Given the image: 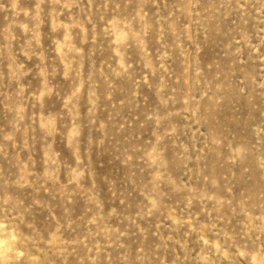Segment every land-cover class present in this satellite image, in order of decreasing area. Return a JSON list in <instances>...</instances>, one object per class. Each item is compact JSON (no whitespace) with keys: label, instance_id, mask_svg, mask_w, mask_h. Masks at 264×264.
<instances>
[{"label":"rangeland","instance_id":"374dc122","mask_svg":"<svg viewBox=\"0 0 264 264\" xmlns=\"http://www.w3.org/2000/svg\"><path fill=\"white\" fill-rule=\"evenodd\" d=\"M64 2L67 0H0V184L21 176L33 182L32 187L15 191L26 203L41 201L32 212L37 222L45 226L50 219L49 209L57 215L64 211V204L46 175L55 169L63 182L79 154L94 173L95 190L104 210H117L118 215L110 223L127 232L122 240L129 248L141 243L150 246L159 242L160 236L168 235L187 238L192 246H197L194 234L185 236L189 228L187 223H181L184 220L196 225L215 224L216 228L208 233L210 239L215 238L213 232L221 229L240 232L243 217L238 210L233 213L227 205L211 210L212 202L199 200L188 205L185 194L173 191L168 184L157 189L162 194L161 208L146 214L142 193L150 185L148 170L140 159L142 153L136 152L137 159L131 165L122 162V153L133 144L134 137H140L135 141L137 147L151 139V122L144 121V113L160 108L156 96L160 73L147 74L145 60L153 65L163 63L170 74L182 67L176 35L166 23H156L157 15H165L166 6L175 0H71L70 8L62 7ZM106 3L108 15L124 18H131L142 5L151 24L139 43L129 39L121 48L124 62L131 66L123 75L112 72L114 48L103 32L99 15ZM89 12L91 23L86 20ZM239 25L237 17H229L220 22L218 31L213 29L198 37L201 62L218 65L225 73L234 71V79L240 69L253 71L259 66L257 58L249 56L248 47L235 43L225 47L234 37L239 38ZM133 26L139 29L136 21ZM246 30L251 42L257 43L253 22L248 23ZM67 47L75 49L68 53L70 64L64 63ZM236 47H241L239 59L243 64L234 63L237 56L232 49ZM93 87L98 93L95 108L90 95ZM261 109L264 102L258 96L250 100L226 93L215 106L208 127L225 140L252 143L251 126L262 119ZM102 121L107 128L103 143H98L102 135L98 125ZM165 151L170 176L177 182L188 180L189 174L176 159L171 143ZM220 151L210 153L202 165L207 174L218 180L216 187L209 186L208 190L227 196L225 188L232 186L234 199H239L248 182L239 176L238 169L233 175ZM84 183H89L87 177ZM191 183L201 186L195 175ZM69 208L74 219L87 218L89 205L83 198L75 197ZM122 251L113 249L111 254L115 257Z\"/></svg>","mask_w":264,"mask_h":264},{"label":"clouds","instance_id":"9594fccd","mask_svg":"<svg viewBox=\"0 0 264 264\" xmlns=\"http://www.w3.org/2000/svg\"><path fill=\"white\" fill-rule=\"evenodd\" d=\"M72 6L71 0L62 4L64 8ZM9 7L14 8V5ZM108 8L106 3L99 15L103 32L114 48L116 61L112 72L123 75L131 66L124 62L121 48L129 39L139 43L151 24L142 5L131 18L108 15ZM229 17H237L240 21L239 38L234 37L225 47L230 48L232 43L242 44L250 49L249 56L254 55L259 61L257 69H240V75L235 79L234 71L225 73L218 65L202 63L198 42L199 36H206L213 29L218 31L220 22ZM86 20L91 23V12ZM133 21L139 24L138 30ZM250 21L258 40L255 44L246 30ZM161 22L176 35L182 67L179 72L170 74L163 63L153 65L150 60H145L147 74L160 73L156 85L160 108L144 113V121L151 122V139L137 147L135 141L140 137H134L133 144L122 153V162L131 165L137 159L136 152L142 153L140 159L148 170L150 185L142 193L146 214L161 208L162 194L157 189L161 184H168L173 191L185 194L188 205L199 200L212 202L211 210L218 211L225 205L233 213L238 210L243 217L242 230L233 233L221 229L213 232L215 238L210 239L208 233L216 228L215 224L196 225L191 220H184L181 223H187L189 228L185 236L194 234L197 246H192L187 238L180 240L168 235L160 236L159 242L153 245L141 243L134 249L129 248L122 240L127 232L110 223L111 218L118 215L117 210H104L100 194L95 190L94 173L77 154L76 163L68 169L63 182L55 169L46 175V180L51 181L55 194L62 200L64 211L57 215L49 209L50 219L45 226L37 222L32 212L33 206L40 205L41 201L26 203L15 191L32 187L33 182L21 176L0 184V264H264V109L260 110V122L251 126L252 143L225 140L208 127L215 106L226 93L246 96L250 100L258 96L264 102V52H261L264 47V0H175L166 6L165 15H157L156 23ZM69 52L74 53L75 49H65V64L71 63ZM232 52L237 56L234 63L243 64L244 61L239 59L241 47ZM144 82H148L146 78ZM90 95L95 108L98 99L95 87ZM98 127L102 132L98 143H103L107 124L102 121ZM169 143L175 149L176 159L189 174L188 180L177 182L170 176L165 151ZM217 149L221 150L223 162L233 169V175L238 169L239 176L248 182L239 199H234L232 186L225 188L227 196L208 190L209 186L214 189L218 180L207 174L202 165ZM193 175L200 179L201 186L191 183ZM86 177L87 185L84 183ZM77 196L89 205L86 219H74L70 213L69 206ZM44 206L48 207L47 204ZM169 218H172L171 213ZM173 223L177 221L173 219ZM113 249L123 251L114 257Z\"/></svg>","mask_w":264,"mask_h":264}]
</instances>
